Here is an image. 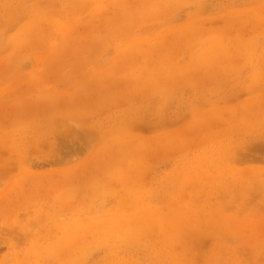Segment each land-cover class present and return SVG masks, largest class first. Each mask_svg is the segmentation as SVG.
<instances>
[{
    "label": "rangeland",
    "instance_id": "374dc122",
    "mask_svg": "<svg viewBox=\"0 0 264 264\" xmlns=\"http://www.w3.org/2000/svg\"><path fill=\"white\" fill-rule=\"evenodd\" d=\"M0 264H264V0H0Z\"/></svg>",
    "mask_w": 264,
    "mask_h": 264
}]
</instances>
